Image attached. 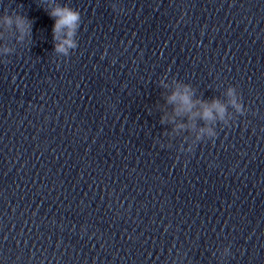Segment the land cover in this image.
I'll list each match as a JSON object with an SVG mask.
<instances>
[{
	"label": "clouds",
	"instance_id": "9594fccd",
	"mask_svg": "<svg viewBox=\"0 0 264 264\" xmlns=\"http://www.w3.org/2000/svg\"><path fill=\"white\" fill-rule=\"evenodd\" d=\"M47 5L44 10L54 20L52 29L54 52L65 57L69 56L70 50L77 48L75 36L80 27L81 14L78 10L60 4L58 0H43ZM32 21L25 15L13 12L11 15L5 13L0 16V40L6 41L11 34V38L23 40L25 37L32 36ZM12 49L5 43L0 47V53L5 56ZM227 95L230 97L229 105L235 108L238 113H243L244 105L239 102L236 96L235 87L228 89ZM193 92L189 85L184 84L174 89L167 97V103L173 105V115L171 117H162L161 123L168 122L175 124V129H185L187 125L184 123H175L176 117H187L189 124L196 127L195 121L200 119L205 122L204 127H200L197 139L203 134L215 136V132L208 127L209 122L224 120L227 112V105L222 104L219 100L213 99L211 103L202 100H193ZM199 105V108H197Z\"/></svg>",
	"mask_w": 264,
	"mask_h": 264
}]
</instances>
